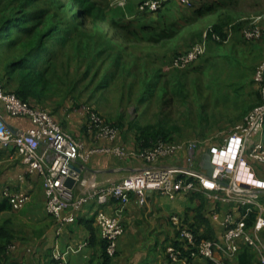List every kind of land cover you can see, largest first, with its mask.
<instances>
[{
	"label": "crops",
	"instance_id": "crops-1",
	"mask_svg": "<svg viewBox=\"0 0 264 264\" xmlns=\"http://www.w3.org/2000/svg\"><path fill=\"white\" fill-rule=\"evenodd\" d=\"M95 1L106 8L110 18L119 17L132 29L151 26L155 31L161 32L170 31L173 25H176L177 29H174L177 32L176 40L185 36L190 38L189 41H182V45H153L152 48L157 50H168L169 57L165 58L164 55L160 58L161 61L156 54L157 63L160 64L186 50L193 38L197 37L199 38L197 40H201L203 33L211 25L225 22L240 26V30L234 31L229 44L218 45L210 41L206 54L190 68V74H186L184 81L180 82L181 85L177 84L171 93L174 98L181 96L187 100L185 107L177 114L178 125L171 127L172 137L175 139L173 134L179 135L181 130L204 131L203 140L196 139L202 148L198 151L195 168L197 172H201L203 170L201 163L208 149L222 143L221 133L213 135L215 134L213 131L228 129L227 127L237 123L261 98L260 87L254 82V72L260 61L264 59V38L246 41L242 35L241 26L254 18L255 14H262L264 0H190V5H183L175 0L162 12L153 15L139 13L138 8L142 0H126L124 6L118 5L116 0ZM212 5L215 7L212 12L197 15V10ZM252 8L258 10L252 11ZM201 19L208 22L202 28H197L196 25ZM173 41L174 39L168 42ZM140 57L145 58L146 55L143 53ZM158 66L164 72L166 67ZM161 76L165 75L161 74ZM182 88L186 89V95L181 92ZM190 88L193 90L189 96ZM192 101L200 106L199 112L191 109ZM70 103L71 101H66L59 106L56 104L49 113H53L64 129H69L86 148L106 146L105 141H97L92 134L87 133L85 116ZM172 103H174L173 98L170 100V105ZM141 112L136 116L138 123H135L138 126L157 124V122L142 124L140 118L145 115V112L143 109ZM0 113L15 133L29 127L26 119L8 117L1 105ZM71 121H77V123L71 125ZM135 126L132 125L129 130L123 128L119 139L122 143L127 140L133 148H137V139L140 135V130ZM133 129L134 131H131ZM212 136L214 137L211 139ZM179 137L184 140L181 135ZM195 138L185 139V142H175L184 144L194 141ZM157 165L186 167V162L176 156L161 159ZM144 167V162L137 157L119 159L100 154L95 155L89 163L84 165L82 178L87 181L85 188L92 189L96 185L116 183L129 175L136 174ZM253 171L258 180L264 181V164H253ZM6 187L13 191L27 193L30 197V201L21 212L25 215L23 220L16 219L18 212L13 206L12 209L0 214V223L9 222V229L14 235L10 247L13 250L10 253L12 261L17 264H170L166 249L176 239V231L170 220L173 216H178L183 223L193 226L200 236L221 239L223 235L222 229L212 220L211 213L217 208L224 212L225 207H220L221 205L208 200L202 194L180 195L175 200H171L155 192H148L146 202L143 204L137 195H132L123 209V224L126 232L119 241L117 255L108 260L104 252L103 240L95 223L97 209L94 206L83 208L75 213V222L71 224L61 223L50 217L46 212V196L41 176L35 172L30 173L14 152L0 147V203L7 200L2 195ZM75 192L79 194L81 188H76ZM119 207L117 203H110L105 207V211L114 215ZM89 220L94 221L95 235H91L82 223ZM22 224L24 228L20 227ZM250 228H253V225ZM261 236L264 239V232ZM12 252L17 253V256L12 257L14 254ZM56 257H60L61 260L56 261ZM219 257L222 258V256ZM194 264L210 263L204 259H198ZM230 264H239V260L235 259ZM253 264H260L257 255Z\"/></svg>",
	"mask_w": 264,
	"mask_h": 264
},
{
	"label": "built area",
	"instance_id": "built-area-1",
	"mask_svg": "<svg viewBox=\"0 0 264 264\" xmlns=\"http://www.w3.org/2000/svg\"><path fill=\"white\" fill-rule=\"evenodd\" d=\"M175 0H142L140 13H157ZM190 5V0H176ZM126 0H119L124 6ZM230 25L222 36L209 26L202 39L194 42L186 50L174 57L165 70L186 71L195 65L207 52L208 43L227 45L233 38ZM243 37L247 41L264 38V13L246 22ZM259 85L261 102L255 106L243 121L228 134L222 136V143L212 146L207 154L214 166L212 176L203 170L196 171L198 151L202 145L198 141L185 144L158 141L152 147H130L119 141L121 131L93 108L83 105L80 112L86 118V131L97 141H105L106 146L86 148L70 135L62 125L45 109L37 108L22 101L15 94L7 93L0 83V105L5 114L13 119L28 120L29 127L15 133L0 113V147L14 152L30 173H38L43 181L47 214L61 223L75 222V213L88 206L97 211L95 223L101 238L106 241L109 258L117 255L119 241L126 229L123 224V209L132 195L140 202H146L148 192H155L175 200L180 195L202 194L208 200L225 207L211 213L212 220L223 231L220 240L198 239L194 230L178 216L170 218L176 231V244L166 249L170 264H194L198 259L214 264H226L225 260L237 258L242 246L257 254L260 264H264V181L256 178L253 164H264V60L259 64L255 77ZM73 105V103H72ZM110 155L119 159L137 157L145 167L134 175L111 184H100L86 189L87 181L82 178L84 165L95 155ZM179 157L186 167L158 166L161 159ZM68 178L76 181L73 189L65 182ZM80 187L78 194L75 189ZM2 195L15 209L23 208L30 201L27 193L4 188ZM110 203L120 205L114 215L105 211ZM246 212L243 213V210ZM257 214L253 228L248 226L250 212ZM88 245V244H87ZM219 256H222L220 258ZM61 260L60 257L55 258Z\"/></svg>",
	"mask_w": 264,
	"mask_h": 264
},
{
	"label": "trees",
	"instance_id": "trees-1",
	"mask_svg": "<svg viewBox=\"0 0 264 264\" xmlns=\"http://www.w3.org/2000/svg\"><path fill=\"white\" fill-rule=\"evenodd\" d=\"M37 1L38 0H0V53L4 54L3 56L6 58L11 57V60H7L6 62H3L0 59V83L7 93L15 94L22 101L30 104L32 101L35 103H42L43 100H45V96H51V93L53 92L51 89V86H53V80L48 77L53 71V77H55L56 72L54 65L56 64V61L61 58V50L63 48L67 47L71 50L72 53L67 54L68 58H74L80 62L83 60H92V65L94 64L93 62H97L103 67H105L109 60L111 61L110 68L115 70L112 72V76L116 73L126 74L128 67L125 56L128 53L129 46L113 45L114 42L120 44L122 40H127L135 43L136 39L134 36L141 38L145 31L150 30L148 28L150 26L141 29H132L124 22L118 23L114 18H110L104 7L95 0H47V2L54 7V13L52 15H49L47 11L41 10L37 7ZM214 8L213 5L206 6L197 10L196 13L200 16L205 15L212 12ZM72 9L74 13H70ZM162 11L163 9L158 11V13ZM141 14L153 15L154 13ZM89 23L93 26L91 36H87L90 38L85 37L86 40H84L80 37V39L74 41L75 45H52V47L48 45L50 41L49 39L51 38L56 41L59 40L63 28H67L70 33H80ZM230 25H234L233 34L237 29L240 30V26H237V24L235 25V23L219 22L211 26H213L216 33L225 36ZM245 25L246 22L241 26L242 35ZM172 28L173 29L170 31H155V34H153L152 37L156 39L153 40L156 41L157 45H162L176 38L175 36L177 35V32H175L174 29H177V27L176 25H173ZM70 38L71 37L68 39ZM263 60L264 59H262L260 63H262ZM130 65L131 64L129 63V66ZM143 66L145 67L146 65ZM258 66L255 69L254 77ZM146 69L141 71V74L147 71L145 74L146 76L149 75L148 73L150 72ZM128 70L130 71L129 68ZM138 70L140 71L141 69ZM178 72L187 73L190 72V69ZM129 75H133V72ZM151 75L152 78L149 77L148 84H146V86L144 85V88L142 89L143 97L141 103L145 102L146 95H156L155 91L157 90H155V85L159 84L160 80L164 77L161 76L159 68L151 72ZM155 78L156 82L154 83L153 80ZM143 82H145V80H143ZM164 92L166 93V91ZM165 96L166 95L160 91V100L162 102H164L163 99ZM65 102L66 101L63 98L61 99L60 104H64ZM260 102L261 98L254 107ZM60 104L58 103V106ZM50 114L54 117L53 113ZM111 124L120 128L118 124ZM135 127L140 130V135L137 139V146L139 147H152L158 141L169 143L175 142L171 131L163 123L158 122L155 125L151 124L144 127L137 125ZM194 195L200 194L198 193ZM10 209H12V205L8 200L0 203V214ZM245 212L246 209L243 210V213ZM256 217L257 214L252 211L248 219L249 227L254 224ZM93 222V220L82 221L91 235H95ZM8 223L9 222L7 221L0 223V264H17L14 263L11 258L10 247L14 235L10 231ZM190 227L194 230V233L200 240H220V238L212 239L200 236L193 226ZM103 243L106 258L109 260L110 258L106 253L107 243L105 240H103ZM174 243L176 244V242ZM256 255L257 254L250 248L242 246L236 259L239 260V264H253ZM208 262L214 264L211 261ZM230 262V260H225L226 264H230Z\"/></svg>",
	"mask_w": 264,
	"mask_h": 264
},
{
	"label": "rangeland",
	"instance_id": "rangeland-1",
	"mask_svg": "<svg viewBox=\"0 0 264 264\" xmlns=\"http://www.w3.org/2000/svg\"><path fill=\"white\" fill-rule=\"evenodd\" d=\"M116 1L119 5V0ZM36 6L39 7L41 10L47 11L49 15H52L54 13L53 5L47 2V0H38ZM165 8H163V10ZM254 8H252L251 10L252 11L258 10ZM104 9L106 10L105 7ZM70 13H74L73 9L70 11ZM262 13H264V11H262ZM154 14H158V12ZM256 15L258 16V14H255L254 16ZM115 20L118 23H123L119 17H116ZM207 22L208 20L201 19L196 25V27L202 28L203 26L206 25ZM148 28L150 30L145 31L143 33L145 36L143 35V37L141 36V38L138 36H134V38L136 39L135 43L129 42L127 40H122L120 44L118 42H114L113 44V45L129 46L128 53L125 56V60L127 63V67L130 69V71L127 68L126 74L116 73L114 76H112L111 74L115 70L113 68H110L111 61L109 60L105 65V67H103L101 64H98L97 62H93L94 64L92 65V60L91 61L83 60L80 62L74 58H68L67 54L68 53L71 54L72 52L67 47L63 48L61 50V54H62L61 58H59L56 61V64L54 65L56 72L55 77H53L54 71L48 77V78H52L51 80H53L52 81L53 86H51L53 92L51 93V96L49 97L45 96V100H43L42 103H35L34 101L31 100L32 101L31 104H33L34 107L46 109L48 112L51 111L50 109L54 108L56 104L58 103L60 104V101L63 98L65 101H71V103H73V107L77 111L80 109V106L87 105L95 109L110 124L111 123L118 124V126L120 127L118 129H120L121 132L123 131L122 130L123 128L124 129L127 128L129 130V127H132V125L133 126L136 125L135 122L138 123L136 116L139 112L141 114L142 113L141 109H143L145 115L142 118H140L142 124L145 125L146 123L160 122L165 124L167 128L172 132L173 129L171 127L175 124L178 125L177 121L179 116L177 114L182 110L183 107H185V103H186L185 101L187 100H185L184 97L181 96L180 98L178 96L174 98V96L171 95V93L173 92L175 86L177 84H180L181 81H184L185 75L190 74V72L187 73L184 72L181 73L178 71L171 72L167 69L164 70L163 72V69L159 68L158 65H161L160 67H168L170 60L174 56L168 59L169 62L164 61L163 64H165V66H162L163 64L157 63L156 54L159 56V60L160 58H163L164 55L165 58H168L169 57V55L167 54L168 50L160 51L157 50L156 48H152V46H149V45H157V43L155 41L156 39L152 37V35L155 34L154 28L151 26ZM92 29L93 26L91 23L87 24V26H85L80 33H74V32L70 33L68 32L67 28H63V31L59 36V40L56 41L55 39L51 38L49 39L50 41L48 45L50 47H52V45H75L74 41H77L78 39H80V37L86 40L85 37L91 36V33L93 31ZM69 37L71 38L68 39ZM189 39L190 38L186 36L178 40L174 38L173 42H168L167 44L164 43L163 45H182L181 44L182 41L183 42L186 40L189 41ZM197 39L199 38L197 37L193 38L188 44L192 45L194 41L195 42L199 41ZM105 45H112V44H105ZM142 52L146 55L145 58L140 57L141 55H143ZM3 55L4 54L0 53V59L3 62H6L7 60H11V57L6 58ZM129 63L131 64L130 66ZM143 65L146 66L144 67ZM158 68L160 70V73L165 76L160 80L159 84L155 85L156 86L155 90H157L155 91L156 95L155 96H152L150 94L146 95L145 102L141 103L143 97L142 89L144 88V85L146 86V84H148L149 77L152 78L151 72L155 71ZM138 69L141 70L139 71ZM144 69L150 72L148 73L149 75L146 76L145 73H147V71L141 74V71H143ZM131 72H133V75H129L131 74ZM170 73L171 74L173 73V75L170 76L169 75ZM145 76L146 78L144 79ZM143 80H145V82H143ZM153 81L155 83L156 78ZM192 90L193 88H190L188 93L189 96ZM160 91L166 95L165 98L163 99L164 102L160 100ZM164 91H166V93ZM181 92H184V94L186 95V89L182 88ZM171 98L174 99V103L170 105ZM193 104L194 101H192L190 104L191 109L193 111L199 112L201 109L200 106L197 104L194 105ZM184 110L185 109H183V111ZM188 110L190 111V109ZM248 113L245 114L237 123H235L231 127H227L228 129H223L221 131L219 130L213 131V133L215 132V134L213 135H217L220 132L222 138V136L228 134L229 131H231L236 125L240 124L245 118V116L248 115ZM193 115L196 117V114L193 113ZM176 117L177 120H175ZM54 118L58 121L56 117ZM73 123H77V121L70 122L71 125H73ZM85 127H86V122H85ZM65 131H67L70 135L73 136V133L69 129L67 130L65 129ZM131 131H134V129ZM203 133H204L203 130L190 129V130H181V133L179 135H181L182 136L181 138L184 140H181L179 135L177 134L178 135L177 136L176 133L173 134V136L175 137L176 142H185L186 141L185 139H189V138L192 139L195 138V136L196 138L194 139V141H196V139L203 140L202 139ZM213 137L214 136L210 138L212 139ZM127 142L128 141L126 140L125 143L123 144L126 145L128 144L130 147H132ZM26 205L23 208L16 209V212H18L17 214L18 217L16 219L23 220L25 218V215L22 214L21 212L24 211L23 209H25ZM23 225L24 224H22V226L20 227L24 228ZM12 250L13 249L10 248V251ZM16 256L17 253L12 254V257H16Z\"/></svg>",
	"mask_w": 264,
	"mask_h": 264
},
{
	"label": "water",
	"instance_id": "water-1",
	"mask_svg": "<svg viewBox=\"0 0 264 264\" xmlns=\"http://www.w3.org/2000/svg\"><path fill=\"white\" fill-rule=\"evenodd\" d=\"M8 128L12 130V128L9 125H8ZM201 168L208 176H212L213 171H214V166L211 164V156L209 154H206V156L204 157L201 163ZM65 185L68 188L73 189L76 185V181L72 178H68L65 182Z\"/></svg>",
	"mask_w": 264,
	"mask_h": 264
}]
</instances>
